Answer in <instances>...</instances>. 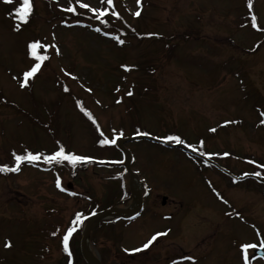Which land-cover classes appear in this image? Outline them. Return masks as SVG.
<instances>
[{
	"label": "rangeland",
	"instance_id": "rangeland-1",
	"mask_svg": "<svg viewBox=\"0 0 264 264\" xmlns=\"http://www.w3.org/2000/svg\"><path fill=\"white\" fill-rule=\"evenodd\" d=\"M81 2L109 11L96 19L75 0L76 14L62 10L69 0H33L24 20L23 0H0V164L14 166L13 152L41 154L19 172H0V264H88L82 233L105 202L133 203L130 175L89 166L74 177L43 156L57 138L79 155L121 162L123 154L93 148L98 134L115 141L138 131L178 135L190 150L202 140L221 170L202 171L198 158L177 147L127 141L144 203L132 219L93 225L92 253L103 264H244L241 245L264 242V184L245 177H264V0H253L261 30L251 26L247 0ZM33 41L55 44L59 54L47 48L48 59L21 88L36 63L27 47ZM76 213L81 222L65 252L62 237ZM156 232L167 234L148 249L125 251Z\"/></svg>",
	"mask_w": 264,
	"mask_h": 264
},
{
	"label": "snow or ice",
	"instance_id": "snow-or-ice-1",
	"mask_svg": "<svg viewBox=\"0 0 264 264\" xmlns=\"http://www.w3.org/2000/svg\"><path fill=\"white\" fill-rule=\"evenodd\" d=\"M5 3H11V0H4ZM76 5H78V7L80 9H86L89 12H91L96 19H100L101 17L105 16L109 9L108 8H98V7H91L88 3H83L81 2V0H75ZM102 2H106L108 6H112L113 4V0H102ZM137 5L139 6L141 4V0H136ZM69 7L62 9L63 11H67L73 14H76L77 12V7L76 6H72V0H69ZM252 5H253V0H247V6L249 8V11H252ZM32 11V3L31 0H23V13L21 18L26 20L28 14ZM112 15L114 16H119L118 13H116L114 10L111 12ZM134 16H140L141 12L138 9L137 11H135L134 13H132ZM77 23H79V21H77ZM251 26L253 28H256L257 30H261L259 25L257 24V17L256 15L253 13L251 15ZM96 31H100L99 28L95 29ZM105 35H108L109 33H104ZM148 35H158L155 33H149ZM114 39L117 40V42L119 44H124V40L120 39L119 37H113ZM54 39V37H53ZM28 51H29V55L35 58L36 63L27 71H25L23 73V80L20 82V87L24 88L28 83H29V79L31 77H33L38 70L41 67V62L44 60L48 59V56L45 55H39L37 53V49H45V48H49L51 47L52 49H55L56 53L59 54V49L55 44H42L40 41H33L30 42L28 44ZM122 67L125 68V70H130L131 66H127V65H122ZM66 75H71L70 73H66ZM15 78V77H14ZM73 79H75V77H72ZM65 91H68V88L65 87L64 89ZM119 89H117L118 91ZM88 91H91V89H88ZM128 95H131L132 93L129 92L127 93ZM119 102V101H118ZM89 117L91 118V115L88 114ZM262 116H264V112L261 113ZM95 123V121H93ZM225 124L228 123H236V121H225ZM261 123H264V120L261 121ZM216 129H210V131H215ZM115 132V130H113ZM119 135H123V133H119ZM137 135H151V133L148 132H137ZM101 136H103V133L101 132ZM157 139H160L162 141H171V142H175V143H179V144H185V141L178 135H166L163 137H157ZM99 143L101 145H107V144H112L115 143V141L109 140L108 138H104L101 139L99 141ZM203 141L201 140L199 142L200 146H203ZM188 148H191L192 151L197 152L199 151V149L192 145V144H187L186 145ZM200 155H211L210 153H204V152H200ZM224 155H228V153H224ZM13 156V160H14V166H9L8 164H0V172H19L20 171V165L21 163L27 161L28 163H32L34 161L40 160L41 159V154L40 153H32L30 151H26V154H17L15 152L12 153ZM43 159L45 162L51 163L53 161H55L56 163H60L62 161H67L68 163L75 165L79 162H92L93 158L89 157V156H82V155H76L74 153L71 152H66L63 146H60L58 148V150L54 151L51 155H46L43 156ZM261 167H264V164L260 165ZM256 175H259V173H255ZM247 175V174H245ZM56 185L57 187H60V181L59 179H57L56 181ZM63 190V189H62ZM221 199H223L221 197ZM225 203H227V201H224ZM236 215H239V213H236ZM81 222V213H76L75 214V218L71 221L69 227L67 228L65 234L62 237V244H63V250L65 252L69 251V238L71 237V235L73 234V232L76 230L75 226H78L79 223ZM56 233L54 232L53 235H55ZM166 232H156L154 233L145 243H143L141 245V247L139 248H133V249H125L126 252H140L142 250L148 249L160 236L166 235ZM5 247H10V244H5ZM256 245L255 244H242L241 248L244 251V255H243V261L244 264H248V253L247 250L250 248H255ZM261 247H264V242L261 243ZM183 259H188L191 260L193 259L192 257H184ZM69 264H71V262H69ZM173 264H176V262L174 261Z\"/></svg>",
	"mask_w": 264,
	"mask_h": 264
},
{
	"label": "trees",
	"instance_id": "trees-1",
	"mask_svg": "<svg viewBox=\"0 0 264 264\" xmlns=\"http://www.w3.org/2000/svg\"><path fill=\"white\" fill-rule=\"evenodd\" d=\"M18 12H19V14H22L23 13V9L19 10ZM0 98H2V94H0ZM7 103H8V101H7ZM87 119L88 120H91V118L89 117L88 114H87ZM93 121H95V120H92V122ZM42 125L44 126V124H42ZM167 135H170V134L167 133ZM101 139H103V138H100L99 136L96 138V140L94 142V145L95 146L93 147L94 149H97V150H107V151L114 152V153L118 154L119 149H118V147H117L116 144H114V145H101L99 143V141ZM55 142H56V147L52 151H50V152L49 151H45L44 154H46V153L49 152L48 155H51L54 151L58 150V148L60 146H63L66 152H71V153H74L76 155H79V153H77V152L73 151L72 149L68 148V146L66 145V142H63L62 140L57 139V138H55ZM86 156L94 157V158H99V157H96V154L90 155V153H89V155H86ZM114 157H116V156H110V158H114ZM54 165H55L56 168L57 167H63V170H65V171L72 170L74 172V173L72 172V174H73L74 177L78 176V172L80 170H81L80 172H83V170L87 169L90 165H92L93 167L98 166L97 163H93V162H79V163H77L75 165H72V164L68 163L67 161H62L60 163H56L54 161ZM111 206H113V203L112 202H110V203L105 202V204L101 205L100 208H106V207H111Z\"/></svg>",
	"mask_w": 264,
	"mask_h": 264
},
{
	"label": "bare ground",
	"instance_id": "bare-ground-1",
	"mask_svg": "<svg viewBox=\"0 0 264 264\" xmlns=\"http://www.w3.org/2000/svg\"><path fill=\"white\" fill-rule=\"evenodd\" d=\"M131 188L133 189V203L131 205V208L129 211L127 212H109V213H104L103 214V219L105 218H114V217H131L132 214H134L135 209L138 207V204L140 202L139 199V193H141L143 191V185L142 183L139 181V179L137 177H134L131 181ZM91 245H90V241L89 239H87V241L84 244V253L87 257V259L89 260L90 264H97V261L99 260V258L95 255L92 254L91 251Z\"/></svg>",
	"mask_w": 264,
	"mask_h": 264
},
{
	"label": "water",
	"instance_id": "water-1",
	"mask_svg": "<svg viewBox=\"0 0 264 264\" xmlns=\"http://www.w3.org/2000/svg\"><path fill=\"white\" fill-rule=\"evenodd\" d=\"M118 142H119V144L121 145V147L123 146L122 145V143L124 142V140L123 139H119L118 140ZM123 148V150L126 152V149L124 148V147H122ZM129 162V161H128ZM130 166V165H129ZM133 172H132V170H131V175L133 176ZM257 177V176H256ZM258 178H260V179H262L261 177H258ZM139 198H140V200H142V195L141 194H139ZM166 197H164V200H163V203H165L166 202ZM114 211L116 210V209H113ZM126 210H128V209H126ZM125 210V211H126ZM99 218H101V214L100 213H98V214H96L92 219H91V221L89 222V225L87 226V228H86V230H85V232H84V235H83V240H82V248L84 247V243H85V241H86V238L88 237V234H89V230H90V228H91V226H92V224L96 221V220H98ZM84 249V248H83ZM84 253V252H83ZM256 253H257V255H264V251L263 250H257L256 251ZM86 257V256H85ZM87 259V258H86ZM88 260V259H87ZM89 261V260H88ZM97 264H102L101 262H99V261H97Z\"/></svg>",
	"mask_w": 264,
	"mask_h": 264
},
{
	"label": "flooded vegetation",
	"instance_id": "flooded-vegetation-1",
	"mask_svg": "<svg viewBox=\"0 0 264 264\" xmlns=\"http://www.w3.org/2000/svg\"><path fill=\"white\" fill-rule=\"evenodd\" d=\"M253 8H254V5H252V11L250 12V14L248 16L251 17V15L253 14ZM262 42H264V39L262 40Z\"/></svg>",
	"mask_w": 264,
	"mask_h": 264
}]
</instances>
